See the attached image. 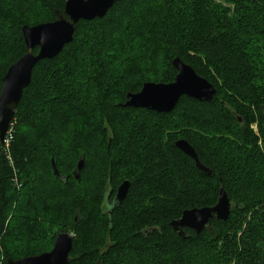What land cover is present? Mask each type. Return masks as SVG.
Returning a JSON list of instances; mask_svg holds the SVG:
<instances>
[{"label": "trees", "instance_id": "1", "mask_svg": "<svg viewBox=\"0 0 264 264\" xmlns=\"http://www.w3.org/2000/svg\"><path fill=\"white\" fill-rule=\"evenodd\" d=\"M65 1L25 0L38 11L19 5L13 16L0 6V91L8 68L26 53L21 28L55 21ZM215 1L236 6L238 32L220 29ZM127 3L132 11L118 23ZM151 10L166 17L152 19ZM159 57L165 68L146 79ZM175 57L212 84L213 98L182 96L169 113L126 107L127 94L144 83L174 80ZM263 108L264 0H115L103 18L80 20L59 54L34 67L8 147L0 143V264L49 252L59 233L72 236L68 264H229L240 244L244 251L252 245V225L264 230ZM177 140L188 142L208 174L175 147ZM91 145H99L97 167ZM242 169L231 190L230 171ZM14 170L26 195L16 191ZM91 172L89 187L79 188ZM123 181L125 198L106 211L104 200ZM220 188L234 205L228 219L178 236L170 223L185 210L214 206ZM259 255L264 264V251Z\"/></svg>", "mask_w": 264, "mask_h": 264}, {"label": "water", "instance_id": "2", "mask_svg": "<svg viewBox=\"0 0 264 264\" xmlns=\"http://www.w3.org/2000/svg\"><path fill=\"white\" fill-rule=\"evenodd\" d=\"M115 0H66L63 14L58 13L55 21L23 26L21 34L26 47V53L11 65L2 79L0 91V143L14 116V110L21 98L23 90L28 86L34 67L44 59L54 58L62 47L72 40L74 25L80 20L88 21L103 18L113 6ZM37 48L34 54L33 50ZM176 71L171 83L143 84L141 90L135 94H127L126 107L145 109L156 113H169L174 109L176 102L182 96L192 98L198 102H209L215 95V89L206 79L196 74L194 69L183 63L178 57L171 61ZM264 116V108H263ZM175 147L189 156L195 166L204 174L209 169L198 160L193 148L185 140H177ZM83 160L76 166L78 179L83 168ZM53 173L58 175L53 160H51ZM128 190V181H123L116 190L110 211L116 208L125 198ZM226 193L219 189L216 204L212 207L196 208L182 212L180 219L170 223L178 236H186L183 228L192 230L195 234L208 228V223L214 219L225 221L233 208ZM72 248V236L68 233H59L49 252L22 258L20 260H7V264H68L69 253Z\"/></svg>", "mask_w": 264, "mask_h": 264}, {"label": "rangeland", "instance_id": "3", "mask_svg": "<svg viewBox=\"0 0 264 264\" xmlns=\"http://www.w3.org/2000/svg\"><path fill=\"white\" fill-rule=\"evenodd\" d=\"M23 1H25V0H3V1H0V6H3V8L5 9V11L7 10V13L8 14H11L12 16L14 15V13H12L13 11H11V9H13L14 7H18L19 5L21 6V5H24V6H27V8H29V9H34V11H36L37 10V8H31L30 6H29V4H27V3H22ZM166 2L167 3H170V0H166ZM160 4H161V2H159ZM215 3L221 8V11H222V16H221V22H222V25H221V30H224L225 32L224 33H226V35H233V34H235L236 32H238L240 29H237L234 25H233V21L232 20H234V18H235V8H236V6L232 3V4H226L225 2H223V1H215ZM128 6V3L127 4H124V6H123V11H122V14H118V18H117V22L118 23H120V20L121 19H123V21H126L125 19H124V17L125 16H127V15H125V14H127V12H129V11H132V7H127ZM168 8V7H167ZM137 10L135 11L136 13H138V11H139V9L140 8H136ZM165 10V12H166V9H164ZM38 11V10H37ZM36 11V12H37ZM142 11V10H141ZM151 12H154V11H152L151 10ZM149 14H150V11H149ZM154 14L156 15V16H153V17H151L152 19L153 18H156V19H161V18H165L166 17V14H164V13H161L160 15L157 13V11L156 12H154ZM124 16V17H123ZM171 16H172V20H171V28H174V29H176L177 28V23H176V20L178 19V13H177V11L176 10H171ZM147 17H149V15H147L146 16V18ZM228 20V21H227ZM179 26H181V25H179ZM242 30V29H241ZM97 34H100L101 36L103 35V33H104V30L103 31H101V32H96ZM167 33H169V32H167ZM100 37V36H99ZM183 38V37H182ZM180 40H181V42H182V39L181 38H179ZM183 41H185L186 42V39L185 38H183ZM181 44H183V42L181 43ZM114 58V57H113ZM163 57H159L158 58V63H156V64H152V66H151V69L150 70H148V72H146L147 74H149L148 75V77H146V79H150L149 77H150V75L151 76H154V74L155 75H157V74H160L162 71H163V69L165 68L164 66H165V64H163L164 62L161 60ZM42 69V68H41ZM152 78V77H151ZM147 81V80H146ZM155 83H158V82H155ZM15 125H16V122H10V124H9V126H8V129H7V131H12L13 130V127H15ZM250 130H252V132L259 138V136H258V132H257V126H256V124L255 123H253L251 126H250ZM6 131V132H7ZM216 132H211V135L212 136H214V134H215ZM62 134L63 133H60V136H59V139L60 138H62L61 136H62ZM215 136H217V137H219V136H222V135H218V134H216ZM58 138V137H57ZM54 140V138L52 139V141ZM4 141V140H3ZM258 145H261V141L260 140H258ZM92 146V145H91ZM89 147L88 149H89V151H90V153H91V156H92V165H96V167H97V156L99 155V152H98V148H99V145H94V146H92V147ZM262 146V145H261ZM262 148H264L263 146H262ZM40 160V159H39ZM226 163H227V161H226ZM232 162H230L229 160H228V164H227V166H228V169L229 170H231V166H235V164L234 163H232ZM8 164L10 165V166H12V162L11 161H9L8 162ZM77 165V164H76ZM39 167L41 168V166H37V167H35L34 168V173L36 174L37 173V171H38V169H39ZM233 168V167H232ZM234 169V168H233ZM57 170V169H56ZM14 174H15V176H14V179H13V181H14V184L16 185V191H17V193L18 194H21L22 192H23V194H27V192L28 191H26V190H22V187L23 186H21L20 185V182H18L17 183V173H16V171L14 170ZM80 174V173H79ZM243 175H245V172L243 171V169H242V172H241V170H239L238 172H236V173H232L231 171H230V176H229V181L231 182V184H230V189L232 190H236V189H238V187H239V185H240V178L241 177H243ZM86 181H85V183L84 182H82V180H84V178H82L81 179V183H80V186H79V188H82V185L84 184L85 185V187H89V179H94V177H93V173L91 172V174L89 175V177H88V174H87V176H86ZM78 179H79V177H78ZM51 181V180H50ZM252 184V183H251ZM49 183H45L44 185H43V187L42 186H40V188H48L49 187ZM33 187H37V186H35V185H33L32 186V188ZM235 188V189H234ZM38 189H39V187H38ZM236 192V191H235ZM232 210V209H231ZM253 212V211H252ZM230 213H231V211H230ZM249 214H252L251 212L249 213ZM247 222V221H246ZM248 222L250 223H253L254 221H251V219H248ZM258 223H261V222H259V221H257ZM257 225V224H256ZM252 226H254L255 227V229H254V231H252V233H251V235H252V238H254L253 239V242H251L252 243V245L251 246H249L248 247V249H246L245 251L243 250V248H242V245L240 244V249L239 250H241V251H239L240 253L238 254H236V257L237 258H234V260L232 261V262H230L229 264H262V262H260L259 261V258H260V255H259V253H260V251H264V250H262V248H263V243H264V230H263V228H264V226H261V228H262V233L261 232H259L260 230V226L259 225H257V226H255V225H252ZM250 228V227H249ZM245 229H247V225L246 224H243L242 225V231H244ZM71 235V234H70ZM191 252H193V251H191ZM195 252V251H194ZM199 253H200V251H199ZM198 253V251H196L195 252V254H193V253H191L192 254V256H195V258H200V254ZM191 256V257H192ZM192 258H194V257H192Z\"/></svg>", "mask_w": 264, "mask_h": 264}, {"label": "flooded vegetation", "instance_id": "4", "mask_svg": "<svg viewBox=\"0 0 264 264\" xmlns=\"http://www.w3.org/2000/svg\"><path fill=\"white\" fill-rule=\"evenodd\" d=\"M114 196L113 198L106 197V199L103 202V206L105 207L106 211L110 210L111 205L113 204Z\"/></svg>", "mask_w": 264, "mask_h": 264}, {"label": "built area", "instance_id": "5", "mask_svg": "<svg viewBox=\"0 0 264 264\" xmlns=\"http://www.w3.org/2000/svg\"><path fill=\"white\" fill-rule=\"evenodd\" d=\"M6 133H7V136L5 137L6 139L3 142H4V144H5L6 148H7L8 147V143H9V139H10V132L7 131Z\"/></svg>", "mask_w": 264, "mask_h": 264}, {"label": "bare ground", "instance_id": "6", "mask_svg": "<svg viewBox=\"0 0 264 264\" xmlns=\"http://www.w3.org/2000/svg\"><path fill=\"white\" fill-rule=\"evenodd\" d=\"M148 83V82H147ZM154 83V82H153ZM145 84V83H144ZM143 86V85H142ZM142 88V87H141ZM141 90V89H140ZM7 135V134H6ZM76 171V170H75ZM76 173V172H75ZM59 175V174H58ZM58 177V176H57ZM18 183V182H17Z\"/></svg>", "mask_w": 264, "mask_h": 264}]
</instances>
